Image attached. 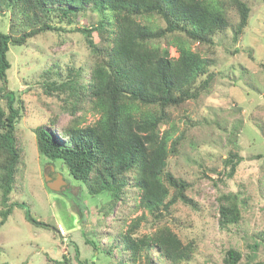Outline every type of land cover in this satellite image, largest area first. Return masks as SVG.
<instances>
[{"label":"trees","instance_id":"16d2710c","mask_svg":"<svg viewBox=\"0 0 264 264\" xmlns=\"http://www.w3.org/2000/svg\"><path fill=\"white\" fill-rule=\"evenodd\" d=\"M248 1L0 0V14H9L7 30L0 28V227L13 207H19L30 225L51 228L34 219L24 203L9 201L23 164L16 127L22 104L7 87L9 48L45 32H76L78 18L91 16L94 19L82 29L93 55L90 67L66 66L64 75L47 70L41 82L42 93L58 100L59 111L67 112L73 121L61 125L57 113L49 115V127L40 125L34 130L36 149L44 159L64 165L88 195L107 194L106 214L117 203L129 200L136 210L158 218L152 232L138 236L132 231L120 233L114 238L116 244L111 240L105 249L100 248L113 258V264L188 262L195 243L182 242L171 230V208L181 204L195 209L196 203L186 195L188 184L167 169L169 157L179 154L178 140L172 138L176 123L169 111L181 109L207 92L214 77L216 38L230 31L232 42L239 41L248 23ZM231 11L237 14L236 22L230 18ZM170 47L176 56L170 55ZM81 111L96 120L84 123V116L79 119L76 115ZM248 122L264 135L261 116L252 114ZM56 124L60 129L54 135ZM254 159L264 161V155ZM241 161L237 151L229 152L222 162L223 172L211 170L213 183L224 184L223 177L231 179ZM240 190L216 197L221 230L238 227L242 220L245 202ZM78 205L82 220L85 206ZM252 238L249 253L264 248V231ZM87 242L95 248L94 241ZM154 254L162 260L154 261ZM222 263L263 264L234 248L224 252Z\"/></svg>","mask_w":264,"mask_h":264},{"label":"rangeland","instance_id":"374dc122","mask_svg":"<svg viewBox=\"0 0 264 264\" xmlns=\"http://www.w3.org/2000/svg\"><path fill=\"white\" fill-rule=\"evenodd\" d=\"M248 6V23L239 41L232 42L230 31L216 38L215 64L211 68L214 77L207 92L197 101L169 111L176 123L172 138L178 140L179 154L169 157L167 169L188 184L186 195L196 203L195 209L181 204L171 208V230L182 242L195 243L193 257L181 264H223L224 252L229 248L264 264V248L254 253L247 249L254 242V233L264 231V161L254 159L264 155V135L248 122L256 114L264 125V0H249ZM8 16L0 14V28L4 31ZM230 18L237 21L235 11L230 12ZM93 19L82 15L75 25L76 32H45L27 39L24 45L9 48L7 87L22 104L16 127L23 145V164L9 201L24 203L34 219L49 223L51 228L30 225L24 220L23 209L13 207L0 227V264H113V258L100 248L105 249L111 240L116 244L114 238L120 233H150L158 221L136 210L129 200L117 203L106 214L107 194L88 195L64 165L44 159L36 149L34 130L40 125L49 127V115L57 113L61 125L73 121L67 112L59 111L58 100L42 93L43 75L47 70L64 75L66 66L90 67L93 55L82 29ZM161 46L167 44L162 42ZM169 52L176 56L173 48ZM76 115L79 119L84 116L86 124L96 120L82 111ZM59 129V124L54 125L53 134L57 135ZM231 151H237L242 158L234 176L227 180L223 177L224 184L213 183L211 170L222 173V162ZM238 190L245 202L242 220L238 227L221 230L216 197ZM78 204L85 206L82 220ZM134 223L136 227H132ZM90 240L96 243V249L87 242ZM161 260L154 254V261ZM161 263L170 264L166 260Z\"/></svg>","mask_w":264,"mask_h":264},{"label":"water","instance_id":"95a60500","mask_svg":"<svg viewBox=\"0 0 264 264\" xmlns=\"http://www.w3.org/2000/svg\"><path fill=\"white\" fill-rule=\"evenodd\" d=\"M47 174H46V172H44V176H46ZM45 179H47V178H45Z\"/></svg>","mask_w":264,"mask_h":264}]
</instances>
